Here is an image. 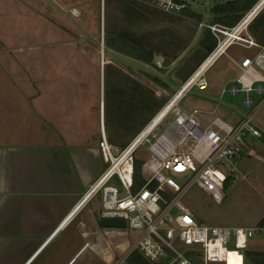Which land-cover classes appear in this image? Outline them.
<instances>
[{
    "label": "rangeland",
    "instance_id": "obj_1",
    "mask_svg": "<svg viewBox=\"0 0 264 264\" xmlns=\"http://www.w3.org/2000/svg\"><path fill=\"white\" fill-rule=\"evenodd\" d=\"M125 1L144 19L118 22L119 12L113 5L110 12L116 20H111L114 24L108 29L104 0H0V82L5 81L8 88L23 83L25 95L8 103L0 99V115H30L20 121L30 131H40L41 136L34 139L41 142L83 144L82 140L89 141L99 134L98 115L107 66L128 78V83L133 79L150 91L158 100L156 115L171 100L176 86L182 85L205 60L207 53L200 42L208 30L206 26L214 24L211 10L227 0L189 3L187 10L194 16L162 13L145 0ZM253 52L233 45L205 74L211 88L218 89L217 96L239 114L246 112L242 95L230 96L226 91L236 74L230 59L238 61ZM261 97L253 99L257 102ZM178 107L190 113L198 109L199 98L187 95ZM234 111H223L226 115L215 112L210 117L233 123L239 118ZM154 115L128 125L116 124L112 116L106 115L108 142L122 148L137 130L154 120ZM171 120L169 116L166 122ZM254 122L260 131L264 130V105ZM158 131L162 132L163 127ZM250 141L246 149L241 148L240 175L224 188L225 197L219 204L196 186L180 198L197 222L207 226L260 227L258 223L264 217V145L256 137ZM136 157L146 159V150L140 149ZM172 178L183 185L184 179L175 175ZM113 184L117 186L115 180ZM119 239L131 245L137 235L123 233ZM247 249L264 251V229L248 241Z\"/></svg>",
    "mask_w": 264,
    "mask_h": 264
},
{
    "label": "built area",
    "instance_id": "obj_2",
    "mask_svg": "<svg viewBox=\"0 0 264 264\" xmlns=\"http://www.w3.org/2000/svg\"><path fill=\"white\" fill-rule=\"evenodd\" d=\"M145 1L159 12L180 14L190 8L189 3L204 0ZM255 15L243 24L245 15L232 28L218 24L206 26L217 41L215 48L195 71L198 77L187 91L183 90L193 74L172 96L176 98L174 105L167 111L165 104L154 115V120L157 118L154 128L143 137L140 138L151 121L119 148L108 142L101 122L98 151L103 168L78 201L74 212L98 195L101 219L122 218L126 223L125 230L138 234L127 254L111 264H126L133 251L140 253L150 264H245L248 241L264 228L201 224L180 198L196 186L219 204L225 197V182L236 180L240 175L238 165L243 144L249 138L261 136L254 119L264 105V46L248 32V25ZM232 33L234 37L228 40ZM233 45L254 51L251 56L232 60L237 74L226 90L230 96L242 95L246 112L239 114L233 123L217 116L206 123L196 110L190 113L181 110L178 107L180 100L194 88H206V70ZM203 63L206 67L202 70ZM254 96L262 97L255 102ZM169 116L172 120L166 122ZM160 126L162 132L158 131ZM142 148L147 152L140 168L144 184L133 191L134 160ZM172 175L184 179L183 185L176 183ZM114 180L117 186L113 184ZM90 244L87 241L85 246Z\"/></svg>",
    "mask_w": 264,
    "mask_h": 264
},
{
    "label": "crops",
    "instance_id": "obj_3",
    "mask_svg": "<svg viewBox=\"0 0 264 264\" xmlns=\"http://www.w3.org/2000/svg\"><path fill=\"white\" fill-rule=\"evenodd\" d=\"M206 81L204 90L194 88L180 102L187 95L198 97L199 107L194 110L209 123L215 112L225 114L223 111L234 108ZM5 83L0 82L3 103L25 97L23 83L13 88ZM26 97H30L29 92ZM102 100L103 94L99 128L105 123ZM24 117L30 115H0V264H111L126 255L130 244L119 238L128 232L101 226L98 195L74 212L103 168L98 151L100 133L89 141L82 140L83 144L45 143L34 139L41 136L40 131L23 126L20 120ZM251 143L247 139L242 148ZM87 241L91 244L85 246Z\"/></svg>",
    "mask_w": 264,
    "mask_h": 264
},
{
    "label": "trees",
    "instance_id": "obj_4",
    "mask_svg": "<svg viewBox=\"0 0 264 264\" xmlns=\"http://www.w3.org/2000/svg\"><path fill=\"white\" fill-rule=\"evenodd\" d=\"M258 1L259 0H227L223 3L218 2L211 10L212 14L215 16L213 23L227 28H232L244 17L247 12L253 9L260 2ZM113 5L117 7L115 10L119 12L118 22L129 23L132 19L141 22V20L144 19L143 14L135 10V8L125 0H104V9L106 14L105 24L108 29H110L114 24L112 21L116 20V17H114L110 12ZM262 9L264 10V7ZM182 12L190 14L189 16H194L187 9ZM248 31L259 44L264 46V11L259 12L252 19L248 25ZM200 46L207 54L215 48L216 39L211 35L209 30L205 31L203 34ZM110 68L111 66H107L103 73L104 119L106 118V115H110L113 117L114 123L128 125V123H140L141 121L139 119H144L146 115H154V110L158 105V100L154 97V95L133 79H131L130 83H128V78H123L118 70L111 71ZM139 131L140 130H137L136 133H139ZM259 140L264 145V133H261ZM141 163L142 160L135 158L133 191L138 190L144 184V179L141 176L140 171ZM230 184L231 180L228 179L225 182L224 188H227ZM258 224L260 227L264 228V217ZM245 260V264H248V262L250 264H264V251L246 250ZM126 264L150 263L147 262L140 253L133 251L127 257Z\"/></svg>",
    "mask_w": 264,
    "mask_h": 264
},
{
    "label": "bare ground",
    "instance_id": "obj_5",
    "mask_svg": "<svg viewBox=\"0 0 264 264\" xmlns=\"http://www.w3.org/2000/svg\"><path fill=\"white\" fill-rule=\"evenodd\" d=\"M262 0H260V2H261ZM260 2L258 3V4H260ZM258 4L256 5V6H258ZM255 6V7H256ZM264 6V2H263V4L256 10V11H254V9H255V7L246 15V17L242 20V22H243V24H244V22H247L248 20H250V18L254 15V14H258L260 11H261V9H262V7ZM241 22V23H242ZM242 25V24H241ZM234 37V34L232 33L231 35H230V37L229 38H227L228 40H231L232 38ZM226 39V40H227ZM205 63H203L201 66L202 67H200V69H204L205 67H206V64L204 65ZM207 65H208V63H207ZM199 70V69H198ZM196 74V75H195ZM198 77V72L196 73H194L190 78H192V79H190L189 80V84H188V86H186L185 87V89L183 90L184 92H186L187 91V89H188V87L195 81V79ZM181 90V89H180ZM180 90L178 91V92H180ZM176 97V96H175ZM174 98V97H173ZM173 98H171V100L166 104V107H165V109L168 111L174 104H172L173 103V101L176 99H173ZM160 115V114H159ZM157 120V118L155 119V120H153L150 124H149V126H148V128L145 130V131H143V133H142V135L140 136V138L141 137H143L148 131H150L152 128H154V121H156ZM103 127H104V122H103Z\"/></svg>",
    "mask_w": 264,
    "mask_h": 264
},
{
    "label": "water",
    "instance_id": "obj_6",
    "mask_svg": "<svg viewBox=\"0 0 264 264\" xmlns=\"http://www.w3.org/2000/svg\"><path fill=\"white\" fill-rule=\"evenodd\" d=\"M260 1V0H259ZM264 0L255 7L254 11H256L262 4ZM261 133H264V130H261ZM101 226L103 228H110V229H125L126 223L122 218H103L101 219Z\"/></svg>",
    "mask_w": 264,
    "mask_h": 264
}]
</instances>
